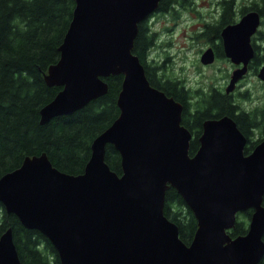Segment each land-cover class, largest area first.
<instances>
[{
  "label": "water",
  "instance_id": "95a60500",
  "mask_svg": "<svg viewBox=\"0 0 264 264\" xmlns=\"http://www.w3.org/2000/svg\"><path fill=\"white\" fill-rule=\"evenodd\" d=\"M159 1L74 0L60 57L44 76L62 88L40 109V122L82 108L107 92L104 77L122 74L119 115L93 139L82 173L61 172L42 153L0 177L6 212L44 234L61 264H257L264 256V139L244 154L247 138L232 117L206 119L189 155L182 104L150 85L132 52L138 23ZM260 19L249 10L220 32L224 55L241 65L227 93L254 56ZM214 57L208 47L200 61ZM257 76L264 82V63ZM107 144L120 154V175L105 162ZM168 187L197 220L189 245L163 213ZM249 209L246 233L230 236L237 214ZM0 264H20L11 228L0 235Z\"/></svg>",
  "mask_w": 264,
  "mask_h": 264
},
{
  "label": "trees",
  "instance_id": "16d2710c",
  "mask_svg": "<svg viewBox=\"0 0 264 264\" xmlns=\"http://www.w3.org/2000/svg\"><path fill=\"white\" fill-rule=\"evenodd\" d=\"M219 20L206 35L210 40L219 30L233 23L235 0H221ZM182 4V3H181ZM74 0H0V177L18 168L26 157L46 154L52 166L61 172L78 175L91 154L93 139L109 127L119 115L117 96L121 89L122 74L110 75L103 80L108 85L105 94L92 99L71 114L59 115L46 123L40 122V109L51 101L62 86L47 85L44 76L51 64L60 57L59 46L72 18ZM173 8L172 0H160L156 11ZM249 10L260 14L264 25V0H253L240 7L243 15ZM144 19L138 23L132 52L144 67L150 85L182 104L181 124L192 134L189 155L199 147L201 122L206 118L230 116L246 136L244 154L264 138L263 104L245 110L235 104L228 94L215 92L196 102H189V88L149 62V50L155 45L154 33H149ZM209 26H207L208 28ZM259 31V30H258ZM220 39V38H219ZM262 54L254 45L255 70L264 62V30L258 32ZM221 41L216 57H223ZM259 135L251 140L250 130ZM105 162L116 174H121L120 154L112 144L105 146ZM264 206V195L262 199ZM252 210L237 214L234 226L228 230L232 237L246 233ZM163 213L178 227L180 240L189 245L197 229V220L183 198L173 187L165 191ZM11 228L20 264H61L58 253L49 239L36 229L26 228L13 213H7L0 202V235ZM264 241V235H263ZM257 264H264V256Z\"/></svg>",
  "mask_w": 264,
  "mask_h": 264
},
{
  "label": "rangeland",
  "instance_id": "374dc122",
  "mask_svg": "<svg viewBox=\"0 0 264 264\" xmlns=\"http://www.w3.org/2000/svg\"><path fill=\"white\" fill-rule=\"evenodd\" d=\"M220 1L172 0L173 8L167 12L155 10L151 13L146 18V26L149 33H155L156 43L148 52L149 62L153 61L154 65L163 67L166 75L182 81L189 88L193 103L199 97L208 96L213 89L215 92L228 94L239 107L252 110L263 104L264 100V82L257 76L260 66L255 70L251 64V68L236 81L233 90L227 93L232 72L239 65L226 56L214 57L209 64L200 61L201 54L208 47L217 51L219 38L214 36L209 40L206 33L219 20ZM251 1L253 0H235L236 8L231 16L233 23L241 17L240 7L249 6ZM258 30H264L261 19ZM258 30L252 35L251 42L260 47L256 51L261 56L262 45L258 39ZM253 58L250 62H253ZM253 132L251 140L259 135L256 130Z\"/></svg>",
  "mask_w": 264,
  "mask_h": 264
},
{
  "label": "flooded vegetation",
  "instance_id": "af4514ba",
  "mask_svg": "<svg viewBox=\"0 0 264 264\" xmlns=\"http://www.w3.org/2000/svg\"><path fill=\"white\" fill-rule=\"evenodd\" d=\"M146 21H147V20H146ZM205 27H207V26H205ZM210 27H211V26H210ZM223 27H224V26H223ZM223 27H222V28H223ZM222 28L219 30V32H218V34H217V36H216L217 38H220V39H219L220 41H221L220 32H221ZM154 34H155V33H154ZM221 44H222V41H221ZM252 45H253V44H252ZM213 48H214V47H213ZM253 48H254V45H253ZM212 50H213V49H212ZM213 52H214V55H215V57H216V51H215V49L213 50ZM254 53H256L255 48H254ZM224 56H225V55H224ZM251 64H252V62H250V64L248 63V65H247V70H248V68H251ZM261 65H262V64H261ZM261 65H260V66H261ZM239 67H241V65H239L238 68H239ZM189 102H190L191 104H193L192 101H191V97H190ZM206 119H211V118H206ZM206 119H204V120L201 122V132H200V134H199V136H198V139H197V142H198V143H199V137H200V135H201V133H202V124H203V122H204ZM253 131H255V130H252V129L250 130V132H251V133H249V134H251L250 136L253 135V133H254ZM256 131H257V130H256ZM189 132H190V131H189ZM190 134H191V133H190ZM249 138H250V137H249ZM257 138H258V137H257ZM257 138H256V139H257ZM256 139H255V140H256ZM263 139H264V138H263ZM263 139H262V140H263ZM190 141H192V134H191V139H190ZM189 143H190V142H189Z\"/></svg>",
  "mask_w": 264,
  "mask_h": 264
}]
</instances>
